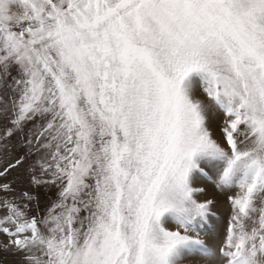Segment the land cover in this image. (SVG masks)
I'll return each instance as SVG.
<instances>
[{"label":"snow or ice","instance_id":"obj_1","mask_svg":"<svg viewBox=\"0 0 264 264\" xmlns=\"http://www.w3.org/2000/svg\"><path fill=\"white\" fill-rule=\"evenodd\" d=\"M198 177L237 190L223 234ZM8 256L264 264V0H0Z\"/></svg>","mask_w":264,"mask_h":264},{"label":"rangeland","instance_id":"obj_2","mask_svg":"<svg viewBox=\"0 0 264 264\" xmlns=\"http://www.w3.org/2000/svg\"><path fill=\"white\" fill-rule=\"evenodd\" d=\"M219 124L220 120L215 119L211 123L212 129L216 132L217 136H219ZM27 166L25 165V168ZM25 168H18L15 171H12L6 178L7 181H13L15 179V183L13 187L20 192L21 190H29L33 193L34 196L37 197V201H33L31 206L32 211L30 215L36 214L37 211L43 213L45 208L51 203L52 200L56 198V188H32L28 182V173L25 171ZM197 183L199 186L206 187L208 189V196L215 200V204L213 206V211L216 213V217L214 218V223L217 224L219 231L223 234L224 229L227 225L228 218L231 214V206L227 199L229 195H233L237 190L233 189L230 192H221L216 190L207 180L203 177L197 178ZM38 203V208H37ZM170 227L172 225H169ZM210 242H212V237H207ZM15 257L8 256L4 258V264H15ZM185 264H196L194 259H190L185 261Z\"/></svg>","mask_w":264,"mask_h":264}]
</instances>
